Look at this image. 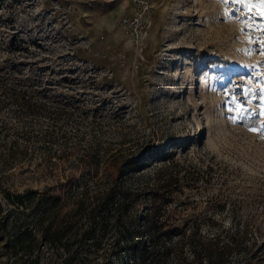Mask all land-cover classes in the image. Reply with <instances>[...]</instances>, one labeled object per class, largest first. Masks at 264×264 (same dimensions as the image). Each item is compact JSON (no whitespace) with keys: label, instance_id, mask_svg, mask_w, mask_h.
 <instances>
[{"label":"rangeland","instance_id":"1","mask_svg":"<svg viewBox=\"0 0 264 264\" xmlns=\"http://www.w3.org/2000/svg\"><path fill=\"white\" fill-rule=\"evenodd\" d=\"M145 1L135 43L119 23L132 0H0V84L33 95L29 107L0 95V264H141L116 253L111 218L81 236V192L117 174L83 167L89 146L124 155L118 182L141 190L129 205L139 223L155 206L188 231L248 224L264 253V3ZM169 174L181 185L152 195Z\"/></svg>","mask_w":264,"mask_h":264},{"label":"trees","instance_id":"2","mask_svg":"<svg viewBox=\"0 0 264 264\" xmlns=\"http://www.w3.org/2000/svg\"><path fill=\"white\" fill-rule=\"evenodd\" d=\"M15 98L16 103L29 107V100L32 98L31 91L25 86H15L12 84H0V95H9ZM56 113V112H55ZM47 131V130H46ZM48 132V131H47ZM109 148L101 146H89L85 149L80 161L83 167L98 168L101 163L108 162L113 170L116 168L117 174L107 172L108 186L102 190L88 193V188H84L81 192V205L77 211H86L88 216V226L83 230L81 236L84 238L93 232L94 224L98 223L105 226L111 218L115 227L114 248L123 254H128L134 262L139 261L141 264H171V262H184V264H230L232 256L235 254L242 255L244 260L239 264H264V253L258 254L257 240L249 235L248 224L242 229L234 230L217 229L213 233H204L198 228L188 231L185 226L187 219H173L180 223L172 222L169 218H165L160 214L161 210L155 206L151 207L150 214L139 223L135 217L130 216V203L137 199L141 190L133 191L134 198L130 189L120 186V171L122 164L125 162L124 155L121 153L109 154ZM108 159V160H107ZM156 176L158 174L156 173ZM169 174L168 180H158L155 189H151L154 195L157 190L163 188L162 185L166 181L174 183V187L181 185L179 178H171ZM177 189V188H176ZM176 190H169L168 194ZM32 194L33 191L31 192ZM7 200L12 204L28 207L30 197L27 193H6ZM36 204L33 209L40 210L44 206L42 197L36 198ZM85 203H89L86 208ZM85 209V210H84ZM49 212V210H44ZM4 206L0 202V226H5L3 221ZM247 237H250L248 242ZM174 239V240H173ZM190 250L191 258L183 253V248ZM189 259V260H188Z\"/></svg>","mask_w":264,"mask_h":264},{"label":"built area","instance_id":"3","mask_svg":"<svg viewBox=\"0 0 264 264\" xmlns=\"http://www.w3.org/2000/svg\"><path fill=\"white\" fill-rule=\"evenodd\" d=\"M133 8L129 15L119 18L120 25L130 34L135 43H139L149 27L150 7L145 0H132Z\"/></svg>","mask_w":264,"mask_h":264},{"label":"snow or ice","instance_id":"4","mask_svg":"<svg viewBox=\"0 0 264 264\" xmlns=\"http://www.w3.org/2000/svg\"><path fill=\"white\" fill-rule=\"evenodd\" d=\"M228 2H236V3H240L241 0H228ZM262 3H264V0H261ZM262 12H264V9H262ZM262 19H264V16L261 17ZM253 131H255V129H253Z\"/></svg>","mask_w":264,"mask_h":264}]
</instances>
